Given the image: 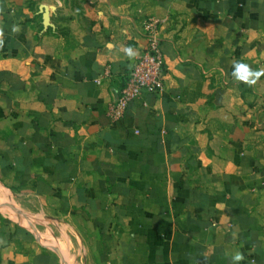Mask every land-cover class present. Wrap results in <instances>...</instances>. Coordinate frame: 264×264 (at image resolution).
<instances>
[{
    "label": "crops",
    "instance_id": "obj_1",
    "mask_svg": "<svg viewBox=\"0 0 264 264\" xmlns=\"http://www.w3.org/2000/svg\"><path fill=\"white\" fill-rule=\"evenodd\" d=\"M151 17L163 87L113 121ZM240 59L264 67V0H0V264H72L35 218L85 264H264V77Z\"/></svg>",
    "mask_w": 264,
    "mask_h": 264
},
{
    "label": "built area",
    "instance_id": "obj_2",
    "mask_svg": "<svg viewBox=\"0 0 264 264\" xmlns=\"http://www.w3.org/2000/svg\"><path fill=\"white\" fill-rule=\"evenodd\" d=\"M159 21L151 17L145 23L147 47L135 56L134 65L117 100L109 106L108 114L113 121L124 118L128 106L143 92L157 93L163 87L165 76L164 58L158 33Z\"/></svg>",
    "mask_w": 264,
    "mask_h": 264
},
{
    "label": "rangeland",
    "instance_id": "obj_3",
    "mask_svg": "<svg viewBox=\"0 0 264 264\" xmlns=\"http://www.w3.org/2000/svg\"><path fill=\"white\" fill-rule=\"evenodd\" d=\"M19 201L21 200L22 204H28V205H32L34 208L39 209V205L37 202L33 201V199L31 198H21L18 199ZM19 204L17 203V209L16 212L17 214H20L21 216H23V211L20 209ZM35 221L33 222V227L35 228V232L38 234H44L47 235L49 238H58L61 243H63V248H64V252L65 253H70L71 254V258H73V262L72 264H85V255H84V249H85V242L84 240H80L76 235H74L72 233L71 230L66 229V230H59L57 228V225L54 223L53 225L49 226V224L47 223L50 220L47 219H43L38 220L37 218L34 219ZM51 222V221H50ZM61 233H63V235L61 236ZM54 240V239H53ZM70 240H71V244H70ZM82 242V244H81Z\"/></svg>",
    "mask_w": 264,
    "mask_h": 264
},
{
    "label": "clouds",
    "instance_id": "obj_4",
    "mask_svg": "<svg viewBox=\"0 0 264 264\" xmlns=\"http://www.w3.org/2000/svg\"><path fill=\"white\" fill-rule=\"evenodd\" d=\"M13 32L18 31L17 27H13ZM125 54L129 59H134L137 52L132 47L124 49ZM247 55V54H246ZM232 77L235 81L242 82L243 84L251 87L257 84V82L264 77V67L254 69L251 65L243 62V59L233 61ZM245 259L244 255L237 251L231 257L232 264H240Z\"/></svg>",
    "mask_w": 264,
    "mask_h": 264
}]
</instances>
